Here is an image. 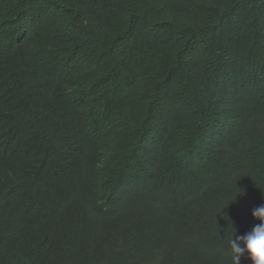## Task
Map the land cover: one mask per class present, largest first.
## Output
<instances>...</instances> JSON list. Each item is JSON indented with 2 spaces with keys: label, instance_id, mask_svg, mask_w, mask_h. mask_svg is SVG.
<instances>
[{
  "label": "trees",
  "instance_id": "obj_1",
  "mask_svg": "<svg viewBox=\"0 0 264 264\" xmlns=\"http://www.w3.org/2000/svg\"><path fill=\"white\" fill-rule=\"evenodd\" d=\"M262 203L264 0H0V264H228Z\"/></svg>",
  "mask_w": 264,
  "mask_h": 264
},
{
  "label": "clouds",
  "instance_id": "obj_2",
  "mask_svg": "<svg viewBox=\"0 0 264 264\" xmlns=\"http://www.w3.org/2000/svg\"><path fill=\"white\" fill-rule=\"evenodd\" d=\"M204 156L205 159L200 165L199 181H207L212 178L208 164L212 162L211 160L214 157L209 153H205ZM180 178L179 184L182 185L197 180L191 170L183 167ZM102 179L104 178L101 176ZM172 187L182 188L180 186L164 187L158 191L160 193L159 198L153 199L149 204L142 206H140V202H133L125 194L123 196L118 194L114 211L125 219H128L129 222L127 224L130 230L128 234L132 235V237L148 239L147 237L150 235V232L144 231L136 220L138 213L144 211L155 213L160 220L182 231H188L204 224L203 221L198 222L196 220V211L193 207L185 204V200L172 193ZM104 192L110 194L113 192V189L110 187L105 189ZM251 215L253 220L258 221V223L254 224L249 232L243 235H234L228 241V248L226 250L228 264H241L242 258L250 261V264H264V203L254 208ZM194 236L199 241L196 233H194Z\"/></svg>",
  "mask_w": 264,
  "mask_h": 264
},
{
  "label": "bare ground",
  "instance_id": "obj_3",
  "mask_svg": "<svg viewBox=\"0 0 264 264\" xmlns=\"http://www.w3.org/2000/svg\"><path fill=\"white\" fill-rule=\"evenodd\" d=\"M20 197H21V196H20ZM8 198H9V197H8ZM240 203H241V202H240ZM236 204H237V203H236ZM237 207H238V206H237ZM77 209H78V208H77ZM235 210H236V209H235ZM12 214H13V213H12ZM12 214H11V215H12ZM15 215H16V214H15ZM13 216H14V215H13ZM79 218H80V217H79ZM234 222H235V221H234ZM234 222H233V223H234ZM236 223H237V222H236ZM237 226H238V225H237ZM14 227H15V226H14ZM229 227H230V226H229ZM232 227H233V226H232ZM12 228H13V227H12ZM239 228H240V227H239ZM241 228H244V227H241ZM226 229H227V228H226ZM229 229H230V228H229ZM237 229H238V228H237ZM238 230H239V229H238ZM241 230H242V229H241ZM232 231H233V230H232ZM240 233H241V232H240ZM242 234H243V233H242ZM242 234H241V235H242Z\"/></svg>",
  "mask_w": 264,
  "mask_h": 264
}]
</instances>
